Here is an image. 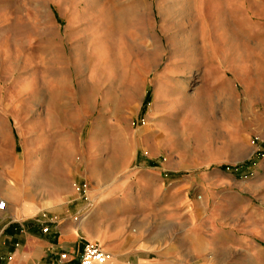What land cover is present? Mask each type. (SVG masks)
Here are the masks:
<instances>
[{
  "label": "rangeland",
  "instance_id": "374dc122",
  "mask_svg": "<svg viewBox=\"0 0 264 264\" xmlns=\"http://www.w3.org/2000/svg\"><path fill=\"white\" fill-rule=\"evenodd\" d=\"M219 178L264 228V0H0V201L84 223L126 182Z\"/></svg>",
  "mask_w": 264,
  "mask_h": 264
},
{
  "label": "crops",
  "instance_id": "0c3cea01",
  "mask_svg": "<svg viewBox=\"0 0 264 264\" xmlns=\"http://www.w3.org/2000/svg\"><path fill=\"white\" fill-rule=\"evenodd\" d=\"M254 25L247 14L249 33ZM146 182L120 185L115 202L91 208L81 223L80 207L72 202L58 203L38 217L41 208L25 196L26 184L20 181L19 195L12 187L3 192L0 264H80L87 243L103 248L110 256L106 264H264L255 255L264 253V228L248 219L238 227L235 181L219 178L198 186L203 203L189 196L194 179L177 183L162 198L160 187ZM211 188L224 190L213 195ZM35 207L39 210L33 213Z\"/></svg>",
  "mask_w": 264,
  "mask_h": 264
},
{
  "label": "built area",
  "instance_id": "2783aa9c",
  "mask_svg": "<svg viewBox=\"0 0 264 264\" xmlns=\"http://www.w3.org/2000/svg\"><path fill=\"white\" fill-rule=\"evenodd\" d=\"M0 211H6V203L0 201ZM44 232H48V229H45ZM65 255H61L60 259L64 260ZM110 256L103 250L98 244L87 243L83 248L80 264H106Z\"/></svg>",
  "mask_w": 264,
  "mask_h": 264
},
{
  "label": "bare ground",
  "instance_id": "6f19581e",
  "mask_svg": "<svg viewBox=\"0 0 264 264\" xmlns=\"http://www.w3.org/2000/svg\"><path fill=\"white\" fill-rule=\"evenodd\" d=\"M135 11H136V10H135ZM132 13H133V12H132ZM151 56H152V55H151ZM152 61H153V60H152ZM59 78H60V77H59ZM53 81H54V83H55L57 86H59V87L63 85V84H62V83H63L62 80L58 79L56 76H54ZM68 85H69V84H68L67 82H65L63 86H64V87H65V86L67 87ZM63 86H62V87H63ZM60 88H61V87H60ZM56 92H57V91H56ZM56 92H54V96L57 95ZM53 98H54V97H53Z\"/></svg>",
  "mask_w": 264,
  "mask_h": 264
}]
</instances>
